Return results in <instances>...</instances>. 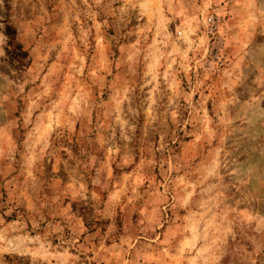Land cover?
<instances>
[{"label": "rangeland", "instance_id": "1", "mask_svg": "<svg viewBox=\"0 0 264 264\" xmlns=\"http://www.w3.org/2000/svg\"><path fill=\"white\" fill-rule=\"evenodd\" d=\"M0 264H264V0H0Z\"/></svg>", "mask_w": 264, "mask_h": 264}]
</instances>
